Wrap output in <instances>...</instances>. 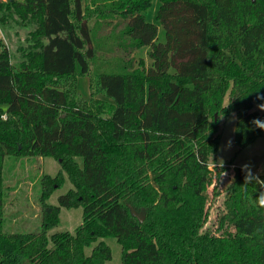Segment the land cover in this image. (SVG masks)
Segmentation results:
<instances>
[{"label": "trees", "instance_id": "trees-1", "mask_svg": "<svg viewBox=\"0 0 264 264\" xmlns=\"http://www.w3.org/2000/svg\"><path fill=\"white\" fill-rule=\"evenodd\" d=\"M153 3L0 0V24L26 31L16 65L0 37V264H106L108 235L122 264H264L261 189L242 186V166L216 229L206 226L234 165L217 163L223 121L237 113L239 149L264 132L252 123L264 121L254 110L264 104V0H160L158 23L146 17ZM145 46L150 63L136 55ZM79 75L90 77L88 99ZM7 156L61 160L40 178L36 231L6 227ZM63 171L74 187L49 204ZM253 174L264 181V169ZM79 206L75 233L50 236L62 207Z\"/></svg>", "mask_w": 264, "mask_h": 264}, {"label": "rangeland", "instance_id": "rangeland-1", "mask_svg": "<svg viewBox=\"0 0 264 264\" xmlns=\"http://www.w3.org/2000/svg\"><path fill=\"white\" fill-rule=\"evenodd\" d=\"M160 6V0H154L153 5L146 13L149 21L157 22L156 14ZM91 15V13H90ZM91 26L96 25V17L90 19ZM103 32L100 29V33ZM0 37L4 44L10 49L13 57V63H18V46L25 42L26 31L23 27L16 25L14 27L2 26L0 24ZM159 38H164V29L159 25ZM148 46L142 47L136 51L137 57H143L150 63L148 57ZM96 68H93L95 72ZM77 91L83 98L92 96L91 82L89 75H79L77 78ZM97 97L106 99L103 93H99ZM229 97L226 96L225 104L228 103ZM254 110H259L257 105ZM237 122V113L232 112L223 121L221 128V140L219 152L217 154V163L225 165L234 163V166H243L245 164L251 166L253 173H261L264 169V132L261 137L251 143L249 146L239 149L235 144V126ZM78 162L82 164V157H76ZM229 165V164H228ZM62 170L61 160L54 156L45 157H10L5 159V173L7 184L9 185V193L5 205V220L7 228L11 231H36L40 226L41 206H40V178L43 174L57 175ZM235 173V172H234ZM232 167L227 168L222 174L219 188L220 195L217 197L215 204L211 205L210 220L207 227L215 230L216 222V206L225 205L230 201L234 191L236 181L234 179ZM64 180L61 187L57 188L47 202L49 204L58 205L59 197L74 187L66 171H63ZM211 200V198H210ZM83 207H62L60 212V223L49 231L51 236L57 232L69 231L75 233L76 229L83 222ZM112 250V257L106 264H122V246L114 235H108L102 238ZM96 244V243H95ZM86 248V254L92 252L93 246Z\"/></svg>", "mask_w": 264, "mask_h": 264}, {"label": "clouds", "instance_id": "clouds-1", "mask_svg": "<svg viewBox=\"0 0 264 264\" xmlns=\"http://www.w3.org/2000/svg\"><path fill=\"white\" fill-rule=\"evenodd\" d=\"M257 99H264V96H257ZM259 110L264 111V104H259L257 105ZM252 123L260 129H264V121H261L260 119H254ZM242 170L245 171V179H244V184L242 186H246L248 184H251L253 182H257L258 185L260 186V192L256 196V205L259 209L264 210V181L260 180L258 175H255L251 171V166L250 165H243Z\"/></svg>", "mask_w": 264, "mask_h": 264}, {"label": "crops", "instance_id": "crops-1", "mask_svg": "<svg viewBox=\"0 0 264 264\" xmlns=\"http://www.w3.org/2000/svg\"><path fill=\"white\" fill-rule=\"evenodd\" d=\"M232 170H233V173H234V165L232 166Z\"/></svg>", "mask_w": 264, "mask_h": 264}]
</instances>
